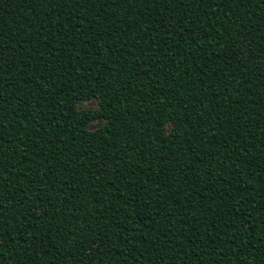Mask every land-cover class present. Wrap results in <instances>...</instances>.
Masks as SVG:
<instances>
[{"label":"trees","instance_id":"16d2710c","mask_svg":"<svg viewBox=\"0 0 264 264\" xmlns=\"http://www.w3.org/2000/svg\"><path fill=\"white\" fill-rule=\"evenodd\" d=\"M0 264H264V0H0Z\"/></svg>","mask_w":264,"mask_h":264},{"label":"rangeland","instance_id":"374dc122","mask_svg":"<svg viewBox=\"0 0 264 264\" xmlns=\"http://www.w3.org/2000/svg\"><path fill=\"white\" fill-rule=\"evenodd\" d=\"M83 106L84 107H90V108H92V107H95L96 106V101H94V100H91V101H87V102H85L84 104H83ZM97 126V122H92V124H91V128H95Z\"/></svg>","mask_w":264,"mask_h":264}]
</instances>
